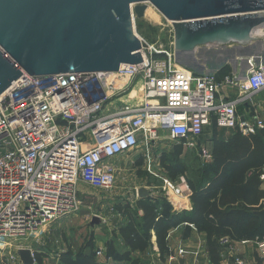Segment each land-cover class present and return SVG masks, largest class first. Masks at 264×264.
Here are the masks:
<instances>
[{
  "label": "built area",
  "instance_id": "1",
  "mask_svg": "<svg viewBox=\"0 0 264 264\" xmlns=\"http://www.w3.org/2000/svg\"><path fill=\"white\" fill-rule=\"evenodd\" d=\"M140 39V64L115 72L24 73L0 96V249L39 238L51 221L75 212L80 183L114 187L116 158L123 154L150 152L168 140L187 143L213 122L245 135L264 129L255 105L244 114L237 109L264 90V62L253 64L244 82L233 71L219 79L179 65L175 46L157 48ZM260 179L264 184V166ZM165 182L176 197L189 189L185 178L180 185ZM219 242L234 264H256L234 253L230 236ZM254 243L264 261V238ZM96 258L111 260L102 248Z\"/></svg>",
  "mask_w": 264,
  "mask_h": 264
},
{
  "label": "water",
  "instance_id": "2",
  "mask_svg": "<svg viewBox=\"0 0 264 264\" xmlns=\"http://www.w3.org/2000/svg\"><path fill=\"white\" fill-rule=\"evenodd\" d=\"M148 2L173 23L179 64L204 69L199 52L216 63V74L245 61L246 79L264 62V40L252 35L264 25V0H0V96L24 73L115 72L142 63L134 13L144 17ZM255 213L264 219V208ZM18 254L24 264H39L29 248Z\"/></svg>",
  "mask_w": 264,
  "mask_h": 264
},
{
  "label": "rangeland",
  "instance_id": "3",
  "mask_svg": "<svg viewBox=\"0 0 264 264\" xmlns=\"http://www.w3.org/2000/svg\"><path fill=\"white\" fill-rule=\"evenodd\" d=\"M134 28L138 36L149 45L167 49H173L175 46L173 23L167 20L149 2L147 3L144 17L139 18L134 13ZM258 39L264 40V36ZM237 45V43H230L227 47L235 48ZM196 57L200 62L202 61L204 69H189L195 73L215 74V62H205L199 52ZM263 59L264 57L261 60ZM229 65L237 77L241 75L246 66L245 61H240L237 66L232 63ZM253 102L257 104L255 108L261 111L264 117V91L259 93L253 99ZM212 137L213 127L207 126L205 133L201 137L191 139L184 144V153L181 156L180 165L183 167L185 173L175 178L171 177L168 169L165 168L162 155L164 152L169 153L178 141H164L160 146L150 149V152L140 148L139 150L117 157L116 163L120 170L114 187L106 190L94 187L88 183H80L78 209L71 214L51 221L42 230L39 238L30 236L21 241L17 239L5 248L2 247L0 249V264H23L18 254L20 246L30 247L35 252L36 259L40 264H61L60 259H58L60 253L67 252L72 256H76L91 241L95 243L96 247H102L105 254H107V250L113 249L117 254L123 255L125 264L134 263L133 261L136 264H151L152 262L155 264H166L165 259H158L157 256L152 255L154 252L152 249L151 251H146L145 256L140 257H134L133 253L126 252L128 248L125 249V239L121 234V230L130 222V213H139V210H135L136 202L143 197L140 191L137 190L139 187H143L144 190L148 191L146 196L152 198L164 197L172 203V201H175L174 198L176 196L167 188L166 180L180 185L182 178H185L186 181L187 178H191L194 181L202 179L203 169L210 166L213 161ZM144 152L146 158L143 156ZM165 162L166 165L170 163L168 160ZM190 191V188L187 189L185 195L186 193H190ZM182 198L177 199L178 202H181ZM177 206L180 207L179 204ZM177 206L174 207L173 205L174 211H177ZM128 207L129 209H127ZM126 209L129 214L124 212ZM94 213L100 215L98 222H95L94 218L91 217ZM194 242H197V239ZM181 243L179 241L178 249L182 247L180 246ZM226 257H228V254ZM39 258L40 260H38ZM115 261L112 257L108 263L114 264Z\"/></svg>",
  "mask_w": 264,
  "mask_h": 264
},
{
  "label": "trees",
  "instance_id": "4",
  "mask_svg": "<svg viewBox=\"0 0 264 264\" xmlns=\"http://www.w3.org/2000/svg\"><path fill=\"white\" fill-rule=\"evenodd\" d=\"M231 72V66L226 65L216 73V77L220 79ZM211 126L213 161L203 169L201 180L187 178L192 210L176 212L164 197H141L136 202L135 210H142L143 215L130 213V222L121 230L130 246L149 247L154 231L161 257L165 258V255L173 253L168 241L170 230L186 223L184 237L189 236L190 225H194L198 232L205 233L211 262L221 264L223 247L219 239L222 236L241 241L264 238V219L255 213L264 208V189L260 179V171L264 166V129L249 135L236 130L230 139L221 140L217 137L219 128L216 123L213 122ZM185 142L184 139L175 144L169 153L164 152L162 155L171 177L185 173L180 165ZM166 160L170 161L167 165ZM127 209L124 212L129 214ZM106 255L116 260L114 264H125L123 255L113 249L107 250ZM58 259L61 264H102L96 258L93 241L86 244L76 256L63 252ZM133 262L127 264H136Z\"/></svg>",
  "mask_w": 264,
  "mask_h": 264
},
{
  "label": "crops",
  "instance_id": "5",
  "mask_svg": "<svg viewBox=\"0 0 264 264\" xmlns=\"http://www.w3.org/2000/svg\"><path fill=\"white\" fill-rule=\"evenodd\" d=\"M261 92L262 91H259L258 93H254L253 95H250L249 98L247 99L248 104L247 103L239 104L238 108H237L238 112L240 114H244L248 111L249 108H251V104L257 106V104L253 102V99ZM242 109H243V111H242ZM262 116H263V113H262ZM263 119H264V117H263ZM235 132H236V129H219L217 132V137H218V139H221V140H228L234 135ZM262 188L264 189V184H262ZM142 189H143V187H139L138 191H141ZM145 196L146 195H143V197H145ZM180 198H182L181 202H178L177 199H180ZM174 199H175V201H172V203H177V204H172L171 202L170 203L172 205H174V207H176L178 204L180 205V207L177 206L176 212H181L184 210L185 211H191L192 210L193 204L191 201V191H190V193H186V195H184V196H179V197H176ZM142 215H143V211L139 209V216H142ZM91 217L92 218H95V217L100 218V215L98 213H94ZM186 225H187L186 223H183V224L179 225L178 227L170 230L169 236H168V241H169V246H170L173 253L171 255H165V258L161 257V253H160L158 246H157L156 236H155L154 231H152V239L150 241L149 247L144 248V249L143 248H136V247L130 246L125 241V243H124V245L126 247L125 249L128 248L127 250L130 251L131 253H133L134 257L145 256L146 251H151V249H152L154 251L152 253V255L154 254V256H157L158 259H160V258L165 259L166 264H213L210 260V255H209L208 246L206 243L205 233L198 232L197 229L194 227V225H190L191 226L190 234L188 237H184ZM195 239H197V242H194ZM179 241L182 242L180 244V246L184 247L188 251L187 254L182 255V256L178 254ZM235 241H236V243H235L234 247H235V253L236 254H239L240 256H242V257L246 258L247 260H250L256 264H264L263 258L257 252L256 244L254 243V241L249 240V242H247L246 244H241L240 243L241 240H235ZM96 248H100V247L97 246ZM223 252H224V249L222 248L221 264H234L232 257H230V256L226 257L227 254L223 256ZM171 256H175V259L171 260L170 259ZM151 264H155V263L152 262Z\"/></svg>",
  "mask_w": 264,
  "mask_h": 264
},
{
  "label": "bare ground",
  "instance_id": "6",
  "mask_svg": "<svg viewBox=\"0 0 264 264\" xmlns=\"http://www.w3.org/2000/svg\"><path fill=\"white\" fill-rule=\"evenodd\" d=\"M157 20H158V19H157ZM252 35H253V37H256V38H259V37H261V36H264V26L255 29V31L253 32ZM238 78H240L239 80H240L241 82H244V81L246 80V79H242V78L240 77V75L238 76Z\"/></svg>",
  "mask_w": 264,
  "mask_h": 264
},
{
  "label": "flooded vegetation",
  "instance_id": "7",
  "mask_svg": "<svg viewBox=\"0 0 264 264\" xmlns=\"http://www.w3.org/2000/svg\"><path fill=\"white\" fill-rule=\"evenodd\" d=\"M185 144V143H184Z\"/></svg>",
  "mask_w": 264,
  "mask_h": 264
}]
</instances>
